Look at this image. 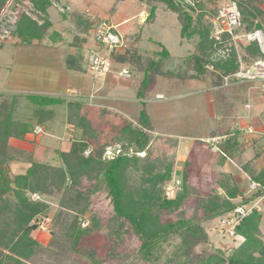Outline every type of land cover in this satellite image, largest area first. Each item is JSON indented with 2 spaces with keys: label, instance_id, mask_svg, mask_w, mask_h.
<instances>
[{
  "label": "rangeland",
  "instance_id": "1",
  "mask_svg": "<svg viewBox=\"0 0 264 264\" xmlns=\"http://www.w3.org/2000/svg\"><path fill=\"white\" fill-rule=\"evenodd\" d=\"M49 1L50 6L46 9L47 13L41 12L33 0H17V4L16 0H9L6 3L3 2L2 6H0V104L10 105L11 101L9 99L13 93L22 95L38 94L43 96L58 95L63 97L65 92H68L67 95H69V92H74L68 89H74L79 92L78 95H69L67 97H88L92 91L90 85L94 84L96 88L99 84L101 85L102 81V77L95 75L85 60L89 51L101 48L100 45L96 46L95 44L94 46L93 44L96 38L97 22L100 19H104L113 24L120 42L125 44V47L130 46L132 48L128 51V55L134 51H139L140 53L138 57L134 58L122 55L118 59L119 54L114 55L113 67L116 70L119 69L121 61L125 62L128 60L130 62L128 66L131 69V65L135 64L136 59H139V64L142 59L158 60L159 57L154 52L157 50V45L152 42L153 40L161 42L172 56L167 58V63L164 66L170 74L160 77L157 83L150 88L151 90H147L150 92L151 101L154 102L149 105L152 125V130L150 128L149 131H151L146 133L149 139V148L154 153L161 152V156L166 158L165 164L171 161L172 175L170 181L167 184H163L164 196L173 198L183 190L182 178L177 172L182 173L185 171V164L183 165L186 160L185 157L187 154L188 156L191 155L190 153L194 151H187L189 147L191 148L189 143H192L196 138L212 135L214 131H217L216 134H221L225 133L228 129L229 131L233 130L232 134H235L234 137L238 140L239 147L245 148V152L240 153V155L226 157L225 166L217 167L218 169L214 171L222 172L223 170L230 172L236 178L235 180L238 181L240 188L243 189L244 196H248L253 191V188L256 187V182H252L250 176L257 177L260 175L264 179V152L251 159L249 150L251 149L250 145H252V134L246 130V125H251V127L261 125L257 121V110L258 104L264 103V94L260 92L259 95H256L254 91L248 93L245 86H237L235 83L228 84L229 82H233L232 80L235 81L234 78L228 81L227 85L223 84L221 87L218 86V88H208V81L203 82L188 79L186 77L188 73L187 53L190 45L180 43L178 19L174 13L168 10L166 4L158 1L151 4L149 0ZM176 1H180L181 6H185V4L196 6L197 11L193 12L192 16L196 30H202L206 22H210L213 18L211 16L213 10H216L220 6H225L226 3L228 4V0ZM153 4L156 7V11L150 17V8ZM245 6H249V9L257 15L256 19H262L263 17L261 22L264 24V13H262L264 12V0H246ZM21 14H25L27 17H23L24 19H22L23 15L20 16ZM45 18L53 25L49 29L40 28L41 24H44ZM76 21L79 23H76ZM222 22V20H219V23ZM80 23L82 25L79 26ZM31 28H35L41 38L34 40L27 47H19L20 39L18 37H20V30H24L23 35L28 36L30 34L33 36L35 35V33L33 34V29L31 30L32 33L29 32L27 34L26 32V30ZM73 34H77L80 38L77 46H82L81 50L85 58V60L83 59L84 66H82L84 75L79 72H70L69 74L71 75L68 77L58 67L61 65V60L67 54L68 49H71L67 43L71 40ZM150 37L153 39L152 41L149 40ZM57 40H61V42L56 43ZM46 41L50 42L47 45H43L42 42ZM231 42L237 55L236 60L239 63V68L241 66L244 67L243 62L239 58L241 51L240 44H246L248 40L236 39V41H233L231 39ZM125 47L124 50L126 49ZM11 87H21V89L23 87L27 91L8 90ZM64 88L67 91H64ZM157 91H161L165 99H154V94ZM71 100L77 99H64L65 105ZM245 102L252 104L253 108L247 109L244 106ZM25 103H27L26 98L18 97L13 105L14 110L27 115L29 111L24 108ZM87 103L90 105L89 102ZM91 106L103 107L94 104ZM55 109L56 115L52 123V133L50 135L41 133L35 135L34 133L33 139L30 141L33 144V151L36 149L38 156L41 154L40 148H38L40 143L43 148L46 146L58 148L57 145L60 140L62 148L66 147L68 149L69 147L67 146L71 144L72 140L81 134V130L75 129L74 126H72L74 131L66 134L65 132L69 131V128L72 127L66 126L65 129L63 126L62 122L64 120L62 119L65 115V106L58 104L55 106ZM110 110L111 113H107L102 117L94 110H90L87 113L92 121H90L89 125L92 127L91 129H94L92 133L90 132L91 129H89L90 136L88 142L91 143V148L94 150L99 149L101 145L105 144V152L102 154V158H108L115 149L124 148L122 145L128 141L118 138L120 135H124L122 131L120 132V125L123 118L128 116L117 109ZM67 112L68 110L66 114ZM262 116L264 117V113ZM25 136L31 137L29 133ZM124 136L126 139L129 137L128 134ZM169 136L176 137V140H178L176 150L165 139L170 138ZM155 137H158V139L153 140ZM229 137H231L230 134ZM12 139H9L10 147L14 150H21L12 144ZM37 140L40 142L38 145ZM226 140L222 141L220 146L225 144ZM146 142L148 141L146 140ZM127 147L124 150H126L125 152L129 156L138 154L135 150H140L134 144H128ZM12 151H9L10 154H14ZM23 152L29 151L23 150ZM84 155L86 154L84 153ZM39 158L43 159L44 156H40ZM28 164L22 158L11 160L8 165L10 169L9 174L24 173ZM189 167H187V170ZM199 171L201 170L199 169ZM257 171L259 174L255 173ZM203 172L205 174H197L198 178L201 176L202 180L197 178L190 180L198 188L188 187V196L181 201L177 209L173 210L172 208L169 211L155 208L153 213H159L162 222L177 220L179 218L193 221L200 219L203 215L199 207V196H213L215 192L217 196L222 195V189L214 183V174L210 171ZM134 184H137V181H134ZM248 184L251 188L247 189L245 186ZM99 189V191L89 197L91 199L89 206L84 216L81 217L83 219L79 221L81 227L87 226L89 216L93 213L100 221V227L97 230H101L102 233H91L92 235L86 236L87 240L81 241L86 247H95L96 253L100 256L98 264L188 263L185 261L184 249L174 260L166 262L167 256L171 255L172 251L183 239L179 233H173L167 236L164 241H161L159 247L154 251V255L157 258L155 257L150 261L140 259V256L135 252L138 242L132 239L127 229L128 224L124 223L123 228L120 227L119 238H122L119 241H117L116 237V240L110 239V242L114 240L115 244L109 247V244L103 242L102 239L106 238L107 234L110 237L111 230L116 229L118 226L116 224L118 220L114 219V213L108 208V196H106L104 185L101 184ZM38 196V198H31L33 200L41 199L39 194ZM44 198L50 207L39 217L37 230L34 232L35 237L44 245H52L56 252H65L66 248L70 258L67 260L62 259L61 263L56 264H91L92 260L86 259L85 255H83L87 253L85 252V248L81 250L79 246H75L74 250L69 249L72 228L70 226L74 222L77 224V221H75L77 215L61 209L58 205V196H46ZM257 210L261 214L260 229L263 235L264 202H261ZM219 219L220 217L203 222V228L208 239L206 242L203 241L194 246L193 253L195 256L199 257V255L214 253L216 252L215 250H220L227 257L233 253L241 242L240 236L235 235L230 237L226 234ZM103 234L105 237H102ZM49 262L50 264H54L52 263L54 262L52 259Z\"/></svg>",
  "mask_w": 264,
  "mask_h": 264
},
{
  "label": "trees",
  "instance_id": "2",
  "mask_svg": "<svg viewBox=\"0 0 264 264\" xmlns=\"http://www.w3.org/2000/svg\"><path fill=\"white\" fill-rule=\"evenodd\" d=\"M7 1L9 0H0V6ZM155 1L166 4L168 10L176 15L180 43L190 45L187 53L186 77L188 79L208 80L213 85L219 86L223 84L226 76L239 69L229 33L222 31L217 39L212 35L213 24L223 6L213 10L211 13L213 18L210 22H206L202 30H196L192 18L193 12L197 11L196 6L190 4L181 6V2L176 0H149L151 4ZM231 1L236 2L242 15V21L236 33L261 30L264 35V24L261 22L263 17L256 19L257 15L249 9V6H245L246 0H228V3ZM33 2L37 4L41 12L47 13L46 9L50 6L49 0H33ZM150 10V17H152L156 11L154 4ZM20 16L22 19L27 17L25 14ZM46 20L40 28L50 27V21ZM32 29L33 34L35 33L33 36L23 35L24 30H20V37H18L20 45H30L34 40L41 38L35 28L26 30L27 34L32 33ZM74 38L76 42H79V36L75 35ZM240 49L239 58L244 64V69L250 67L256 60H264V52L261 51L256 40L240 44ZM160 53L164 54L163 51ZM161 58L162 56L158 62H152L146 70L144 84H149L152 75L159 70ZM18 97L27 99V103L24 104V108L29 111L27 115L14 110L13 105ZM64 99L61 96L13 93L9 99L10 105L0 104V264H50V259L56 264L61 263L62 259L70 258L65 246V252H56L52 245H44L35 237L34 232L37 230L39 217L50 207L44 198L46 196H58L59 207L77 215L75 218L77 224L74 222L70 226L72 236L70 235L69 249L74 250L75 246H79L81 250L85 248L87 252L83 254L85 258L92 260L91 264H98L100 256L96 253L95 247H86L81 241L87 240L86 236L91 233H102L101 230H97L100 227V221L94 213L89 216L87 226L81 227L79 221L83 219L81 217L89 206L91 200L89 197L100 190L101 184L104 185L106 196H108V208L114 213V219L118 220L116 221L118 226L111 230L110 237L107 234L106 238L102 239L109 244V247L115 244L114 240L110 242V239L117 238L119 241L122 238H119V230L125 223L128 224L127 229L132 239L138 242L135 252L142 260L150 261L157 258L154 251L159 247V243L167 236L179 233L183 239L171 255L167 256L166 262L174 260L184 249L187 264L190 262L191 264H264V234L262 235L260 229L261 214L257 210H253L236 226L235 234L242 240L233 253L227 257L220 250L199 255V257L193 253L196 244L206 242L208 239L203 222L228 214L236 206L251 202L262 192L264 179L260 175L250 176V180L260 184V187H256L248 196H244L243 189L230 172L214 171L223 167L226 157L240 155L244 149L239 147L235 134L229 137L215 153L200 144L197 150L202 155H197V152H194L195 155H189L183 163L185 171L177 172L182 178V192L177 193L173 198H168L163 194V184H167L171 179V161L165 164L166 158L161 156V152L154 153L149 148L146 133L151 131H149L151 126L144 110L138 121L128 117L123 118L120 132L122 131L124 135L128 134L129 137L126 139L124 135H120L118 138L128 141L122 145L124 148L113 150L112 155L107 156L108 158H102L105 144L94 150L88 142L89 129L92 127L89 125L91 118L87 113L94 110L102 117L111 113V110L105 106H91L92 104L89 105L80 99L67 103L68 112L65 122L81 130V134L72 140L67 150H61L59 147H42L40 156L44 158L41 159L36 154V149L35 152L33 150L23 152L10 147V138L24 139L36 125H41L47 133L51 132L54 106L64 102ZM93 131L94 129L90 130L91 133ZM165 139L176 150L177 140L172 137ZM128 144H134L140 148L135 150L138 154L129 156L124 150L128 148ZM11 150L14 154H10ZM86 150L89 152L84 155ZM15 158H22L29 163L24 173L9 174V162ZM188 166L190 167L187 170ZM203 171L214 174V183L222 189V195L217 196L215 192L213 196H199V207L203 216L198 220L179 218L162 222L159 213H153L155 208L169 211L172 208L177 209L181 201L188 196L187 190L192 187L198 188L190 180L195 178L202 180L197 174H205ZM134 181H137V184H134ZM245 187L248 189L251 186L248 184ZM37 193L41 199L33 200L31 197ZM102 237L105 235L103 234Z\"/></svg>",
  "mask_w": 264,
  "mask_h": 264
},
{
  "label": "crops",
  "instance_id": "3",
  "mask_svg": "<svg viewBox=\"0 0 264 264\" xmlns=\"http://www.w3.org/2000/svg\"><path fill=\"white\" fill-rule=\"evenodd\" d=\"M104 19H100L97 22V25L100 21H102ZM76 23H78V21H76ZM50 26H53L52 24ZM80 26V24H79ZM97 28V26H96ZM49 29V28H48ZM77 35V34H76ZM75 34L72 35L71 40L67 43L68 46L71 49H68L67 54L62 58L61 60V65L58 67L59 70H62L63 74L68 75V77H70L71 74H69L70 72H79V73H83L82 71V66H84L83 64V59L85 60V58L83 57V53L81 50L82 46H77L78 42H76L74 39ZM149 40H153L151 37L149 38ZM50 41H46V42H42L43 45H47V43ZM61 40H57L56 43H60ZM77 43L76 45L74 43ZM152 42H154L157 45V50L154 51L155 55H158L159 59L160 56H162L161 60H160V68L159 70L154 73L152 75V80L149 84H144L143 79L146 75V70H148L149 66L151 65L152 62H158V60H154V59H142L139 62V59L135 60V64H132V68L129 69L128 64H130V62H128V60L121 61L120 65H119V69L116 70V68L113 67L114 65V55L119 54V58L122 55L125 56H131L132 58L134 57H138V55L140 54L139 51L136 52L134 51L132 54L128 55V51L130 49H132L130 46L129 47H125V44H122V42H120V45H117L116 47H114L112 50H109L105 44H102L101 42H99L97 40V38H95V42H94V46L96 44L100 45L101 48L97 49L100 50L104 55H106L108 57L109 60V70L104 74V75H100L102 77V81H101V85L99 84L96 88L95 85H90V87H92V91L91 94L88 97H67L69 95H78V91L74 90V89H68L74 92H69V95H67L68 92H65L63 94V98L65 99H80L83 100L84 102H89L90 104H94V105H98V106H105L108 107L110 109H114V110H119L121 113H123L124 115H127L128 118H130L133 121H138V119L141 116L142 110L145 111L146 115L149 118V123H150V128L152 130V125H151V120H150V112H149V105H151L152 102L151 101V97H150V92L147 91L149 90L154 84L157 83V81L159 80L160 77L163 76H167L170 74V72L165 69V64L167 63L166 60L169 57H172L171 54L169 53V51L163 46V44L159 41L153 40ZM29 45H19V47H27ZM124 47L126 48L124 50ZM163 51L164 54H161L160 52ZM82 54V55H81ZM143 55V54H141ZM70 57V60H68ZM164 57V58H163ZM66 59V61H65ZM144 60V61H143ZM87 61V58L86 60ZM66 62V63H65ZM73 67H70V66ZM88 65V62H87ZM122 68H127L129 71V76H122L119 74L120 70ZM91 70V69H90ZM92 71V70H91ZM96 75V74H95ZM119 80V81H116ZM198 81H203V80H198ZM208 80H205L203 82H207ZM233 82H229L230 83H235L237 84V86H245L247 88V92H252L254 91L256 95H259V93H263L262 90L260 89V83L257 81H251V80H241V79H235L232 80ZM224 84V82H223ZM223 84L219 85V87H221ZM208 88H218L217 85H213L212 83H210L209 81L207 82ZM227 85V84H226ZM8 90H13V91H17V90H21V91H27L26 88L21 89V87H11ZM151 90V89H150ZM64 91H67V89L64 88ZM264 94V93H263ZM92 95V96H91ZM55 96V95H53ZM58 96V95H57ZM62 97V96H61ZM251 97V96H249ZM154 99L156 100H162L165 99V97L163 96V93L161 91H157L154 94ZM260 100V99H259ZM92 101V102H91ZM94 101V103H93ZM66 102H62L59 104H63V106H65V115L64 118L62 120H64L63 126L66 129V126L70 127L71 125L67 124L65 122L66 120V111L68 110L67 105H65ZM58 105V104H56ZM55 105V106H56ZM54 106V118L56 115V109ZM244 106L247 109H252L253 105L250 104L249 102H245ZM210 108V106H209ZM264 113V103L258 104V110H257V114H258V118L257 121H259V123L261 124L260 126H255V127H251V125H246V130L248 133L252 134V145H250L251 149L249 150V154L252 158H255V156L260 155L264 152V117L262 116V114ZM36 126H40L41 128H43L41 125H36ZM35 126V127H36ZM72 127V126H71ZM249 129H251V131H249ZM70 131H74V128H69V131L65 132L66 134H70ZM33 132V133H32ZM31 133H29L31 135V137H26L24 139H17V138H13L11 140L12 144L15 145L17 148L21 149V150H27V151H31L33 150V144L32 142H30L33 138L32 136H34V131H32ZM217 131H214V133H212V135H207L204 137H199L196 138L192 143H189V145L191 146V148L189 147L187 151H193L195 148L196 150H194L193 152H191V155H195V153L197 152V155L200 156V151H198V147H200V144L205 145L212 153L217 152L218 150H220V143L224 140H226L230 136H232V132L233 130L229 131V129L225 132V133H221V134H216ZM230 132V133H229ZM52 133L49 132H45L42 129L41 134H47L50 135ZM37 133H35L36 135ZM39 136V135H38ZM64 137V136H63ZM62 137V138H63ZM172 137V136H169ZM175 138L176 137H172ZM38 141V140H37ZM198 142V143H197ZM40 142L38 141L37 145ZM36 145V144H35ZM178 146V140H177V144H176V148ZM41 143L38 146V148L41 149ZM57 147L61 148L62 150H66V147L61 146V141L59 140V143L57 145ZM69 147V146H67ZM255 149V151L253 152V150ZM245 152V148L243 149ZM195 152V153H194ZM241 152V153H242ZM254 155V156H252ZM188 156V154H187ZM185 157V159H187L188 157ZM200 159V158H199ZM264 159V158H263ZM225 166V164L223 165V167Z\"/></svg>",
  "mask_w": 264,
  "mask_h": 264
},
{
  "label": "built area",
  "instance_id": "4",
  "mask_svg": "<svg viewBox=\"0 0 264 264\" xmlns=\"http://www.w3.org/2000/svg\"><path fill=\"white\" fill-rule=\"evenodd\" d=\"M219 20H222L223 22L219 23ZM241 21L242 15L236 2H229L219 10L216 22L213 24V37L217 39L222 31H227L233 41H236V39H247L248 41L256 40L261 51L264 52V35L261 30H255L247 33H236V29L240 26ZM96 38L99 42L105 44L109 50H112L120 43V38L115 32V27L106 20H102L98 23ZM87 62L91 70L96 75H104L109 70L108 57L100 50L93 49L89 51L87 55ZM119 74L126 77L129 76L130 73L127 68H122ZM233 78L257 81L260 83V89L264 93V60H256L247 69H244V67L241 66L236 72L224 78V84H227L228 81ZM33 131L38 134L42 132V128L40 126H36ZM249 131H251V129H249ZM88 152L89 150H86L84 153L87 154ZM255 186L260 187V184L255 183ZM262 187V192L258 197L254 198L247 204H240L236 206L234 210L220 217L219 221L228 236H235L236 226L253 210H257L261 202H264V186ZM255 188H253V190ZM32 197L38 198L39 196L37 194H33Z\"/></svg>",
  "mask_w": 264,
  "mask_h": 264
}]
</instances>
